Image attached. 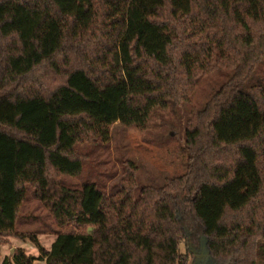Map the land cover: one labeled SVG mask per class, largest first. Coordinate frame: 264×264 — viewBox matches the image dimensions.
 Wrapping results in <instances>:
<instances>
[{"label":"trees","instance_id":"trees-1","mask_svg":"<svg viewBox=\"0 0 264 264\" xmlns=\"http://www.w3.org/2000/svg\"><path fill=\"white\" fill-rule=\"evenodd\" d=\"M263 59L264 0H0V242L39 220L21 217L30 198L85 228H53L49 249L32 234L39 256L16 248L11 264H188L193 223L214 260L264 264ZM220 67L232 74L192 112L182 176L140 185L132 170L110 193L62 181L113 123L144 128Z\"/></svg>","mask_w":264,"mask_h":264},{"label":"rangeland","instance_id":"rangeland-1","mask_svg":"<svg viewBox=\"0 0 264 264\" xmlns=\"http://www.w3.org/2000/svg\"><path fill=\"white\" fill-rule=\"evenodd\" d=\"M231 74L232 69L224 67L205 71L186 100L178 105L169 103L166 107H155L144 128L113 123L109 126L107 142L97 140L95 144H85L88 157L84 161L83 171L75 176L62 175V181L73 188L80 187L86 181H95L110 193L115 190L120 179L125 181L130 177L132 170L140 185H161L166 179L182 176L186 172L188 161L185 130L192 112L203 107ZM124 170L127 173H123ZM20 212L21 217L34 215L39 220L32 223L29 220V224L25 225L20 221L17 229L23 231L25 236L9 237L6 242H0V264H5L4 261L11 264L16 248H22L27 255L39 256L38 247L30 240L32 234L40 246L49 249L56 237L53 228L60 231L85 230L84 227L75 228L72 225L56 226L47 209L33 198L25 202ZM178 216L181 217V214L178 213ZM184 227L186 236L181 241L180 249L183 252L190 249L192 255L189 256L188 264H226L208 256H200L201 254L196 256L202 253L207 238L197 223ZM34 264L45 262L36 259Z\"/></svg>","mask_w":264,"mask_h":264},{"label":"water","instance_id":"water-1","mask_svg":"<svg viewBox=\"0 0 264 264\" xmlns=\"http://www.w3.org/2000/svg\"><path fill=\"white\" fill-rule=\"evenodd\" d=\"M203 251H202V253H198V254H196V253H194V254H196V256H199L200 254V256H208V257H210L211 259H213L212 258V256L209 254V250H208V247H207V240L205 241V243H204V245H203ZM214 260V259H213Z\"/></svg>","mask_w":264,"mask_h":264}]
</instances>
